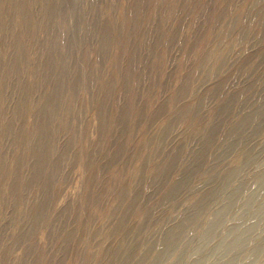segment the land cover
Here are the masks:
<instances>
[{"label": "rangeland", "instance_id": "rangeland-1", "mask_svg": "<svg viewBox=\"0 0 264 264\" xmlns=\"http://www.w3.org/2000/svg\"><path fill=\"white\" fill-rule=\"evenodd\" d=\"M0 264H264V0H0Z\"/></svg>", "mask_w": 264, "mask_h": 264}]
</instances>
